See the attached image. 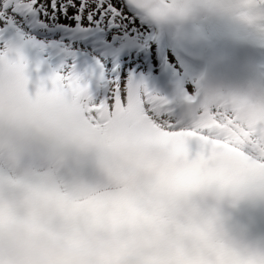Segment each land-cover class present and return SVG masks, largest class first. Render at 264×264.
Returning <instances> with one entry per match:
<instances>
[{"label": "clouds", "instance_id": "clouds-1", "mask_svg": "<svg viewBox=\"0 0 264 264\" xmlns=\"http://www.w3.org/2000/svg\"><path fill=\"white\" fill-rule=\"evenodd\" d=\"M146 2L158 18L186 7ZM206 4L264 44V0ZM6 65L0 264H264V235L242 232L224 210L264 203V147L247 137L264 130V86L205 91L228 113L223 124L161 121L137 104L109 109L78 86L34 81L15 59Z\"/></svg>", "mask_w": 264, "mask_h": 264}, {"label": "snow or ice", "instance_id": "snow-or-ice-1", "mask_svg": "<svg viewBox=\"0 0 264 264\" xmlns=\"http://www.w3.org/2000/svg\"><path fill=\"white\" fill-rule=\"evenodd\" d=\"M141 15L158 18L146 0H0V79L6 62L15 59L27 65L34 81L86 89L102 107L137 104L161 121L180 114L200 124L209 118L223 124L228 113L214 96L185 93L177 113L173 98L149 89L134 64L124 62L139 40ZM28 49L35 52L31 59ZM247 137L264 147V130Z\"/></svg>", "mask_w": 264, "mask_h": 264}, {"label": "bare ground", "instance_id": "bare-ground-1", "mask_svg": "<svg viewBox=\"0 0 264 264\" xmlns=\"http://www.w3.org/2000/svg\"><path fill=\"white\" fill-rule=\"evenodd\" d=\"M184 3L186 7L180 15L156 19L142 15L144 19L136 21L139 40L124 53V62L134 64L135 72L144 78L149 89L176 101L174 109L181 108L185 93L199 97L200 89L195 71H185L177 63L175 54L180 50L203 59L207 72L215 64L225 62L237 47L251 45L254 64L264 67V44L208 7L206 0Z\"/></svg>", "mask_w": 264, "mask_h": 264}, {"label": "rangeland", "instance_id": "rangeland-1", "mask_svg": "<svg viewBox=\"0 0 264 264\" xmlns=\"http://www.w3.org/2000/svg\"><path fill=\"white\" fill-rule=\"evenodd\" d=\"M143 17H144V16L141 15V16H140V19H144Z\"/></svg>", "mask_w": 264, "mask_h": 264}]
</instances>
